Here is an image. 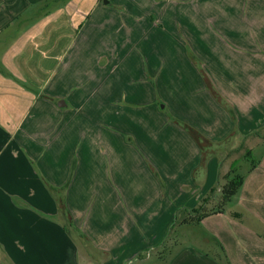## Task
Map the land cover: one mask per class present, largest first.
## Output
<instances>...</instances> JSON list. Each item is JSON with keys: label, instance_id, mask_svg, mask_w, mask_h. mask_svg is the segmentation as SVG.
Masks as SVG:
<instances>
[{"label": "crops", "instance_id": "0c3cea01", "mask_svg": "<svg viewBox=\"0 0 264 264\" xmlns=\"http://www.w3.org/2000/svg\"><path fill=\"white\" fill-rule=\"evenodd\" d=\"M166 1L0 0V264H160L162 255L149 252L165 243L176 210L197 207L190 235L198 228L194 241L201 252L188 246L162 264H220L207 256L213 249L222 264H264V0H190L193 18L180 28L205 69L213 70L205 73L207 81L235 113V138L245 140L229 164L223 167L218 152L204 154L196 138L219 143L231 131L227 109L219 105L215 117L203 107L197 116L207 117L223 139L197 122L190 136L175 132L188 146L194 174L177 176L179 185L168 194L156 192L159 210L140 200V189H103L101 167L91 168L97 161L81 156V146L68 152L86 96L62 71L80 63L83 37L93 35L86 33L94 28L90 22L102 17L113 23L140 8L145 16L157 12L158 25L173 0ZM213 10H219L220 28ZM215 49L220 63L210 59ZM100 125L85 128L96 136ZM244 157L250 164L235 194L205 211L220 201L221 180ZM167 196L175 200L166 206Z\"/></svg>", "mask_w": 264, "mask_h": 264}, {"label": "rangeland", "instance_id": "374dc122", "mask_svg": "<svg viewBox=\"0 0 264 264\" xmlns=\"http://www.w3.org/2000/svg\"><path fill=\"white\" fill-rule=\"evenodd\" d=\"M177 3L173 0L166 6V15L158 25H154L157 12L153 13L155 16L152 12L145 16L140 8L128 16H117L115 26L114 22L109 23L102 17L92 19L90 23L94 28L87 29L86 33L93 32V35L83 37L85 50L82 51L80 63L70 64L67 71H62L74 79L76 85L73 89H79L82 97L86 96L85 100L79 101L83 123L76 125V129L71 127L68 137L69 154L73 151L77 153V147L81 146V156L88 162L97 161L96 166L90 165L91 168L101 167L99 181L103 189L122 185L134 191L140 189L144 194L140 200H149L152 210H159L162 205V199L156 196V192L166 191L168 194L178 187L179 181L174 180L177 176L188 180L194 174V168L189 163L188 146L182 136L175 132L187 131L186 134L190 136L194 134L193 127L197 122L207 129V133L223 139L220 138L223 134L217 133L216 127L206 121L207 117L200 120L201 117L197 116L201 114L202 107L208 113L215 111L213 117L217 113L216 106L227 109L231 128L219 143H212L197 135L203 139H197V142L204 154L210 150L218 152L224 167L230 159L239 155L245 142L235 138L238 127L235 113L230 111V106L205 77V73L213 75V70L205 69V63L200 58L202 56L193 52L180 32V28L184 29L191 23L195 4L190 0L179 5ZM218 14L219 10L211 13L216 26L220 28ZM210 57L213 62L223 61L222 53L217 50L211 52ZM210 65L215 63H207L208 67ZM77 75L78 78H74ZM94 121L102 126L101 133L96 131V136L85 128ZM249 164V159L244 157L238 167L231 165L230 174L220 182V201L215 200L205 211L222 206V188L232 177L245 174ZM94 175L93 171L89 176L93 179ZM91 183L94 184L93 180ZM189 197L190 194L181 198L186 201ZM173 200L174 197L167 196L166 206ZM179 210H176L175 216H179L180 220L173 221L165 243L149 252L162 255L160 264L168 263L179 250L188 246L197 252L202 250L194 241L198 238V228H194L190 235L193 230L191 226L195 223L191 218L195 219L197 215L189 212L186 216ZM151 233L157 234L158 230L151 229ZM212 251L207 256L222 264L215 257L217 250ZM217 257H220L219 254Z\"/></svg>", "mask_w": 264, "mask_h": 264}, {"label": "trees", "instance_id": "16d2710c", "mask_svg": "<svg viewBox=\"0 0 264 264\" xmlns=\"http://www.w3.org/2000/svg\"><path fill=\"white\" fill-rule=\"evenodd\" d=\"M197 139L198 140H203L199 136H197ZM242 182H243V177L241 175H237L235 177H232L231 179H229L227 181V184H225L224 187L222 188L223 189V198H222V201H221L222 205L224 203H226L230 199V197L232 195L235 194V192L237 191L238 187L242 184ZM199 208L198 207L197 208H193L190 211H188L187 209H181V210H179V212L180 213H184L187 216L188 215L187 213H189V212H194V213L198 212ZM63 215H64V213H63ZM179 220H180L179 216H175V221L177 222Z\"/></svg>", "mask_w": 264, "mask_h": 264}]
</instances>
